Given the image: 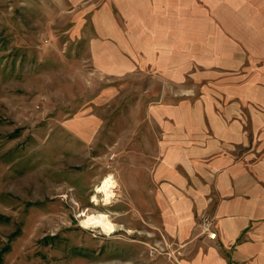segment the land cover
Here are the masks:
<instances>
[{"label": "rangeland", "instance_id": "rangeland-1", "mask_svg": "<svg viewBox=\"0 0 264 264\" xmlns=\"http://www.w3.org/2000/svg\"><path fill=\"white\" fill-rule=\"evenodd\" d=\"M146 17L126 0H0V264H186L142 210L144 159L172 130L155 116L205 113L194 74L226 61L190 12L149 36ZM90 215L115 230L85 228Z\"/></svg>", "mask_w": 264, "mask_h": 264}, {"label": "crops", "instance_id": "crops-1", "mask_svg": "<svg viewBox=\"0 0 264 264\" xmlns=\"http://www.w3.org/2000/svg\"><path fill=\"white\" fill-rule=\"evenodd\" d=\"M127 4L147 12L148 24H141L148 25L147 36L152 25L190 12L198 25L215 29L226 61L219 78L194 74L206 87L190 105L204 106L205 113L155 116L172 130L158 131L156 148L144 159L142 210L156 217L161 234L187 245L186 264H264V0ZM148 50L147 59L157 58L153 65L163 71L158 50ZM202 214L213 218L216 240L201 232Z\"/></svg>", "mask_w": 264, "mask_h": 264}, {"label": "bare ground", "instance_id": "bare-ground-1", "mask_svg": "<svg viewBox=\"0 0 264 264\" xmlns=\"http://www.w3.org/2000/svg\"><path fill=\"white\" fill-rule=\"evenodd\" d=\"M114 183L115 182L113 181V178L109 176L104 178L102 183L96 189L97 193H103L105 195L106 199L104 200L106 201V204L111 203V199L116 196L112 191V189L115 187ZM82 224L85 228H101L107 233H112L115 230V226L104 215H90L82 221Z\"/></svg>", "mask_w": 264, "mask_h": 264}, {"label": "built area", "instance_id": "built-area-1", "mask_svg": "<svg viewBox=\"0 0 264 264\" xmlns=\"http://www.w3.org/2000/svg\"><path fill=\"white\" fill-rule=\"evenodd\" d=\"M201 226L203 229V233L208 237V239L210 240L217 239V233L214 231L213 218L207 215L202 216Z\"/></svg>", "mask_w": 264, "mask_h": 264}]
</instances>
